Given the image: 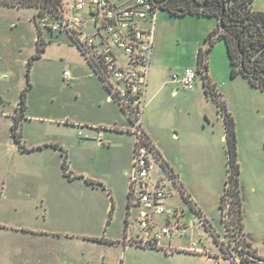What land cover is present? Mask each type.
<instances>
[{
	"label": "rangeland",
	"instance_id": "374dc122",
	"mask_svg": "<svg viewBox=\"0 0 264 264\" xmlns=\"http://www.w3.org/2000/svg\"><path fill=\"white\" fill-rule=\"evenodd\" d=\"M253 5L264 11V0ZM87 9L82 13L86 32L93 35L94 18ZM37 11L0 6V264H234L230 255L239 258L240 253L228 245L220 207L229 179L220 98L236 123L242 234L264 258V90L242 74L232 76L221 38L208 53L214 90L207 91L201 76L194 89L173 78L187 67H199L198 52L210 45L207 38L218 27L217 17L173 15L158 8L152 61L159 64L156 50L161 48L165 69L150 74L143 112L162 158L183 176L202 205L190 195L195 207L209 221L193 236L173 242L188 247L194 238L211 248L208 255L126 247L110 240L123 237L137 135L129 131L132 125L121 108L108 101L103 82L65 31L52 32L39 23L46 51L28 71L38 52ZM42 12L41 19L50 21L49 13ZM166 80L169 84L160 88ZM114 122L124 126L123 132L101 130L107 145L99 148V133L93 128ZM65 154L73 172L68 175L62 167ZM152 162L151 175L168 180L170 201L198 216L160 162ZM137 214L131 211L133 217Z\"/></svg>",
	"mask_w": 264,
	"mask_h": 264
},
{
	"label": "built area",
	"instance_id": "2783aa9c",
	"mask_svg": "<svg viewBox=\"0 0 264 264\" xmlns=\"http://www.w3.org/2000/svg\"><path fill=\"white\" fill-rule=\"evenodd\" d=\"M158 8L154 0H63L58 16L50 21L45 17L42 21L52 31H65L76 43L95 75L103 82L109 100L119 104L131 122L130 131L137 135L130 175L129 226L125 230V241L142 247H166L171 251L182 249L211 255V248L194 238L188 247L171 244L176 237L193 236L196 228L207 226L209 221L196 207L198 216H189L183 206H171L169 200L173 192L168 180L162 175L158 178L151 175L152 161L157 160L161 164V158L146 134L142 120ZM86 9L94 18L96 33L93 35L86 32L88 22L82 14ZM69 75L67 71L66 76ZM199 76L207 80L204 70L187 67L182 76L175 74L173 78L184 88L194 89ZM163 170L179 187L178 178ZM134 209L138 210L135 217L131 215ZM227 230L228 245L240 253L239 258L230 255L237 264L244 261L262 264L254 259L252 250L240 240L239 235H235L232 229Z\"/></svg>",
	"mask_w": 264,
	"mask_h": 264
},
{
	"label": "trees",
	"instance_id": "16d2710c",
	"mask_svg": "<svg viewBox=\"0 0 264 264\" xmlns=\"http://www.w3.org/2000/svg\"><path fill=\"white\" fill-rule=\"evenodd\" d=\"M196 1L203 4L207 1V5L201 8L198 6L197 2H194V0H165L158 6L159 8L161 7L162 9L169 11L173 15L193 14L204 17H217L218 27L210 32L207 38V40L210 41V45L206 49L201 48L198 52V65L200 69L204 70L205 77L207 78V80L204 81L205 86H208H206L207 91L213 87L208 74V53L215 43L216 38L224 39L226 42L232 76L242 74L253 86L264 90V11L254 8V0ZM62 3L63 0H0V6L39 9V14L37 11V14L34 16V20L39 28L37 39L38 52L31 57L28 71H30L32 67L33 60L40 58L43 52L46 51V42H44L41 37L42 30L39 25V23L42 22V11L45 9L49 13L51 20H53L58 16L60 9H62ZM223 5H225L226 9L222 22L224 27L222 28L219 18L223 12ZM180 10H183V13H180ZM36 17H39L40 19L37 20ZM212 89L214 90V87ZM215 94L218 99L219 94ZM218 102L220 103L221 112L225 120L229 164L228 186L226 193L221 198L220 207L223 216L225 215L224 217L226 218V215H228V218L225 221L227 228L230 230L232 229L235 232V235H239L240 240L252 250V255L264 260V258L257 254L252 243H249L242 234L243 210L239 178L241 168L238 158L236 123L233 114L229 111L228 106L226 105V102L221 98L218 99ZM16 127L17 124L13 126V134H15ZM158 154L161 158L162 167L172 176L177 177L168 162L162 158L159 151ZM65 158L66 160L63 161V169L64 173L68 175L69 165L67 163L66 154ZM178 182L183 198L195 211V203L191 199L190 194L187 193L184 185L180 181ZM111 213H113V210ZM111 219L112 214L109 220ZM234 264L237 263L234 261Z\"/></svg>",
	"mask_w": 264,
	"mask_h": 264
},
{
	"label": "crops",
	"instance_id": "0c3cea01",
	"mask_svg": "<svg viewBox=\"0 0 264 264\" xmlns=\"http://www.w3.org/2000/svg\"><path fill=\"white\" fill-rule=\"evenodd\" d=\"M14 8H17V7H14ZM22 8H25V7H22ZM27 8H29V7H27ZM212 28L213 27H210V29H208L209 31H211L212 30ZM154 47H155V39H154ZM161 48H158L157 50H156V53H157V55H158V62H159V64H156L155 65V63H154V65H153V61H152V65H151V70H150V74L154 71V75L156 74V73H158V71H164V65H163V62H162V56H161ZM208 74H209V69H208ZM210 76V75H209ZM98 77V76H97ZM99 79V78H98ZM100 80V79H99ZM101 81V80H100ZM170 82V81H169ZM151 83V82H150ZM155 83V82H154ZM169 83H168V80H166V81H164V83L161 85V86H159V83H157L156 82V86H159L160 88L161 87H163L164 85H168ZM203 84H204V82H203ZM103 87H104V89H105V91L108 93V91H107V89L105 88V86L103 85ZM175 92H177V91H174V93ZM108 101L109 102H111V103H116L118 106H119V104L117 103V102H115V101H111V100H109V94H108ZM120 107V106H119ZM121 108V107H120ZM121 110H122V108H121ZM122 113L128 118V116L123 112V110H122ZM145 115V114H144ZM128 121H129V124L131 125V122H130V120H129V118H128ZM115 123V122H114ZM142 123H143V127H144V129H145V131H146V134L148 135V137L150 138V140L153 142V144L154 145H156V148L158 147L159 148V144H158V142H157V140L155 139V135H154V133H153V131L151 130V128L149 127V125L148 126H146L147 124L145 123V117H143V120H142ZM146 124V125H145ZM127 128V130H129L128 129V127H126ZM93 129H95V130H93V131H96V132H98L99 134V140H100V143H98V147L99 148H105L106 147V145H107V143H106V141L102 138V131L101 130H105V131H110V132H114V131H118V133H121V132H123L122 130H124V126H119L117 123H115V124H109V126H104V128H103V126H98V127H95V128H93ZM131 130V129H130ZM129 130V131H130ZM95 132V133H96ZM106 132V133H107ZM97 134V133H96ZM96 134H94V135H96ZM176 135H178V134H176ZM108 136V135H107ZM222 138L226 141V127H225V134L222 136ZM111 142H109L108 144H110ZM157 148V149H158ZM38 149H42L41 147H38ZM158 151H159V149H158ZM159 153H160V151H159ZM161 154V153H160ZM67 158H68V156H67ZM62 167H63V164H62ZM173 168V167H172ZM173 170L177 173L176 175H177V178L180 180V182L184 185V187H185V189H186V191L191 195V197L194 199V200H196V202H198L197 201V198H195L196 196L193 194V192L192 191H190L189 190V188L187 187V184L185 183V181H184V178H183V176H181V174L178 172V171H176L174 168H173ZM63 172H64V169H63ZM69 172L70 173H73L72 171H70V166H69ZM65 174V173H64ZM71 176H73V175H71ZM70 176V177H71ZM193 194V195H192ZM193 196H195V197H193ZM171 199V198H170ZM169 203H170V205L171 206H176V204H173L170 200H169ZM129 204V203H128ZM198 205L200 206L201 204H199V202H198ZM202 206V205H201ZM201 206H200V208H201ZM115 207H116V204H115V206L112 208V210L114 211V209H115ZM127 215H129L128 213H127ZM108 223L110 224V220L108 221ZM128 226H129V224H128V216H127V221H126V225H125V228H124V232H123V237L122 238H110V240H112V241H114V242H118V243H120V242H122V244L124 245V246H126L127 247V244H130V243H128V242H126L125 241V230L128 228ZM93 240H97V238H95V239H93ZM169 242H166V244H168ZM171 244L172 245H174V246H182L180 243H174L173 241L171 242ZM253 244V243H252ZM255 248V247H254ZM256 249V248H255ZM257 251V250H256ZM173 253V252H172ZM257 254L259 255V253L257 252Z\"/></svg>",
	"mask_w": 264,
	"mask_h": 264
},
{
	"label": "water",
	"instance_id": "95a60500",
	"mask_svg": "<svg viewBox=\"0 0 264 264\" xmlns=\"http://www.w3.org/2000/svg\"><path fill=\"white\" fill-rule=\"evenodd\" d=\"M164 1H165V0H154V2H155L157 5H161ZM194 2H197V1L194 0ZM197 4H198L199 7L202 8V7H205V6L207 5V1H205L204 4H203V3H199V2H197ZM225 9H226V7H225V5H223V12H222V14H221V16H220V18H219V20H220V22H221V27H222V28L224 27V25L222 24V22H223V15H224ZM180 13H183V10H180ZM254 259H255L256 261H258V262L264 264V260H263V259H259L258 257H254Z\"/></svg>",
	"mask_w": 264,
	"mask_h": 264
}]
</instances>
